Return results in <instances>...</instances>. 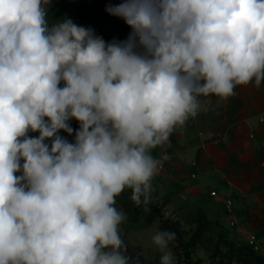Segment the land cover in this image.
I'll return each mask as SVG.
<instances>
[{
  "label": "clouds",
  "instance_id": "1",
  "mask_svg": "<svg viewBox=\"0 0 264 264\" xmlns=\"http://www.w3.org/2000/svg\"><path fill=\"white\" fill-rule=\"evenodd\" d=\"M47 3L0 0V264H129L116 198L150 203L152 151L198 97L264 81V0H122L106 11L131 32L111 43L49 29ZM175 238L153 235L160 264Z\"/></svg>",
  "mask_w": 264,
  "mask_h": 264
},
{
  "label": "rangeland",
  "instance_id": "2",
  "mask_svg": "<svg viewBox=\"0 0 264 264\" xmlns=\"http://www.w3.org/2000/svg\"><path fill=\"white\" fill-rule=\"evenodd\" d=\"M121 2L49 0L44 5L45 18L49 29L70 19L78 26L93 29L94 34L106 43L113 40L122 42L128 38L131 28L122 18L106 11L107 7ZM237 90L238 86L234 89V95L226 100L215 95L198 97L199 102L217 99L224 113L220 114L221 118L224 116L223 128L213 131L212 123L210 130H200V137L213 138V133L226 137L228 128L225 123H234V114L241 105L236 96ZM69 124L74 130L73 134L61 131L59 135L74 142L79 123L73 119ZM28 135L35 137L39 134L30 132ZM172 149L165 144L152 151L154 158L167 155L168 159L162 162L158 174L151 181V201L147 206H137L130 198V189L116 198L114 206L125 216L119 225V235L126 246L124 255L129 257V264H137V260L139 264H160L162 253L152 242L153 235L158 231L175 233V240L169 244L174 264H264V258L251 247L250 239L245 242L236 232V222L227 217L233 211L228 212L225 205L223 212L215 200L218 196H213L209 186L203 192L197 190L198 167L187 168L175 157L176 152Z\"/></svg>",
  "mask_w": 264,
  "mask_h": 264
},
{
  "label": "crops",
  "instance_id": "3",
  "mask_svg": "<svg viewBox=\"0 0 264 264\" xmlns=\"http://www.w3.org/2000/svg\"><path fill=\"white\" fill-rule=\"evenodd\" d=\"M236 96L241 105L234 123H225L226 137L214 133L213 138L200 137L202 128L209 129L213 123L216 131L224 125L222 105L217 99L206 100L200 102L195 117L173 131L167 145L187 168L198 167L197 190L203 192L209 186L216 191L215 200L223 212L224 198L233 199L234 210L227 217L236 222V232L245 242L252 235L258 237L259 255L264 258V81L259 87L254 80L238 86Z\"/></svg>",
  "mask_w": 264,
  "mask_h": 264
},
{
  "label": "built area",
  "instance_id": "4",
  "mask_svg": "<svg viewBox=\"0 0 264 264\" xmlns=\"http://www.w3.org/2000/svg\"><path fill=\"white\" fill-rule=\"evenodd\" d=\"M213 196H218V193L216 191H213ZM224 202H225L227 211L232 212L233 207H234L233 199L232 198H226ZM232 224H234V223H232ZM249 242H250L251 247L253 248L254 251L259 252L261 250L262 247H261L259 239L256 235H252Z\"/></svg>",
  "mask_w": 264,
  "mask_h": 264
}]
</instances>
